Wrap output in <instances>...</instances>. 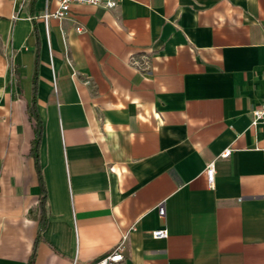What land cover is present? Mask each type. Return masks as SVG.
<instances>
[{"label":"crops","instance_id":"1","mask_svg":"<svg viewBox=\"0 0 264 264\" xmlns=\"http://www.w3.org/2000/svg\"><path fill=\"white\" fill-rule=\"evenodd\" d=\"M57 7L0 0V264H264V0Z\"/></svg>","mask_w":264,"mask_h":264},{"label":"built area","instance_id":"2","mask_svg":"<svg viewBox=\"0 0 264 264\" xmlns=\"http://www.w3.org/2000/svg\"><path fill=\"white\" fill-rule=\"evenodd\" d=\"M122 0H58V7L57 9L50 14H45V17L54 16L58 19H63L67 16L71 5L73 4H88V5H95L104 7L106 9H114L116 8ZM77 30H80L77 27ZM252 120L251 124L253 126L256 125H264V102L257 108L253 109L252 113ZM230 153V150L223 151L220 154V157H227ZM214 161L207 163L205 168V175L207 178V182L209 185L214 183ZM157 213L160 217H163L165 214L164 204L160 203L157 206ZM168 235V231L165 228H160L152 231V236L155 239H163L166 238ZM122 243L119 244L115 249L111 252L106 253L97 259H95L91 264H116L117 262L123 259L122 255Z\"/></svg>","mask_w":264,"mask_h":264},{"label":"trees","instance_id":"3","mask_svg":"<svg viewBox=\"0 0 264 264\" xmlns=\"http://www.w3.org/2000/svg\"><path fill=\"white\" fill-rule=\"evenodd\" d=\"M35 85H36V72H35V76L33 79V97L31 100V108L29 110V115L33 119V122H34V137L31 141L30 153L32 157L34 158L37 164V168H38V147H39V143H40L41 135H42V123L34 108L35 107ZM38 174H39V182H40V194H39V201H38L37 207L39 210V234L38 235L40 236L41 231L44 230L46 223H47V213H46L45 187L42 181L40 171H38ZM37 240H38V237L35 240V243L33 244L30 258L26 264H33Z\"/></svg>","mask_w":264,"mask_h":264}]
</instances>
